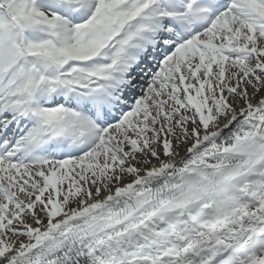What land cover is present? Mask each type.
Returning <instances> with one entry per match:
<instances>
[{
	"label": "snow or ice",
	"instance_id": "obj_1",
	"mask_svg": "<svg viewBox=\"0 0 264 264\" xmlns=\"http://www.w3.org/2000/svg\"><path fill=\"white\" fill-rule=\"evenodd\" d=\"M0 264H264V0H0Z\"/></svg>",
	"mask_w": 264,
	"mask_h": 264
}]
</instances>
